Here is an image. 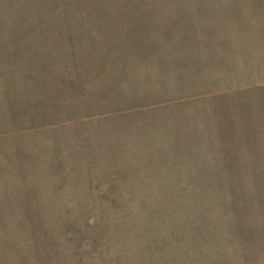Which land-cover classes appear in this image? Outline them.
<instances>
[{"label": "rangeland", "instance_id": "374dc122", "mask_svg": "<svg viewBox=\"0 0 264 264\" xmlns=\"http://www.w3.org/2000/svg\"><path fill=\"white\" fill-rule=\"evenodd\" d=\"M0 264H264V0H0Z\"/></svg>", "mask_w": 264, "mask_h": 264}]
</instances>
